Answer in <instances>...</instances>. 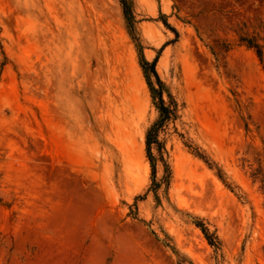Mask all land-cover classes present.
I'll list each match as a JSON object with an SVG mask.
<instances>
[{"label": "rangeland", "instance_id": "rangeland-1", "mask_svg": "<svg viewBox=\"0 0 264 264\" xmlns=\"http://www.w3.org/2000/svg\"><path fill=\"white\" fill-rule=\"evenodd\" d=\"M127 2L0 0V264H264V0Z\"/></svg>", "mask_w": 264, "mask_h": 264}, {"label": "trees", "instance_id": "trees-1", "mask_svg": "<svg viewBox=\"0 0 264 264\" xmlns=\"http://www.w3.org/2000/svg\"><path fill=\"white\" fill-rule=\"evenodd\" d=\"M122 1V5L124 8V13L126 16V19L130 25V28L132 30V32L134 31V16L132 14V10H131V6L129 5V3L127 2V0H121ZM250 47H255L259 53L260 56H262V52L261 50L258 48V46L256 44H254L253 42H249ZM138 48L140 51V57H141V65L142 68L147 71L148 69L151 70V72L154 74V76L156 77L158 83L160 86L163 85V83L161 82L158 73L156 71V63L157 61L155 60L154 62H148L145 58L144 55L142 54V46L140 44H138ZM150 88L152 90V92H155L156 90L154 88H152L151 83H149ZM158 94V98H156V100L158 99V110L160 111V118L159 120L153 124L151 126V128L148 130L147 133V139H146V145H147V152H148V156L151 160L152 163V170H153V174H155L156 168L155 165L153 163V155H152V146L153 144L156 142L157 143V133L159 131V128H161V126L164 124V122L166 120H168L171 115H172V110L171 108H169L168 106H166L165 101L163 100V94L160 91H157ZM155 98V97H154ZM202 227V226H201ZM203 232L205 233L206 237H208V239H210V241L212 242L211 238H209V235L207 233V230L205 228H202Z\"/></svg>", "mask_w": 264, "mask_h": 264}]
</instances>
